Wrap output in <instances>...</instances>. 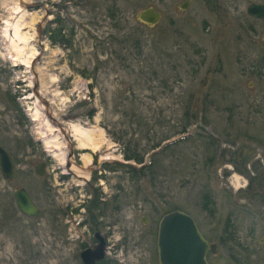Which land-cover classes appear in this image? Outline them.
<instances>
[{
	"label": "rangeland",
	"instance_id": "rangeland-1",
	"mask_svg": "<svg viewBox=\"0 0 264 264\" xmlns=\"http://www.w3.org/2000/svg\"><path fill=\"white\" fill-rule=\"evenodd\" d=\"M183 1L0 0V146L15 167L9 181L0 172V264H77L91 203L106 264H158V224L173 211L217 246L209 264H264V228L235 223L240 180L221 172L228 152L264 144V20L246 14L264 0ZM147 7L161 14L154 27L138 20ZM34 108L68 165L39 138L49 128ZM73 124L101 132L99 153L76 148ZM16 188L36 218L20 214Z\"/></svg>",
	"mask_w": 264,
	"mask_h": 264
},
{
	"label": "water",
	"instance_id": "water-1",
	"mask_svg": "<svg viewBox=\"0 0 264 264\" xmlns=\"http://www.w3.org/2000/svg\"><path fill=\"white\" fill-rule=\"evenodd\" d=\"M187 3L181 5L186 9ZM246 12L253 19H264V4H249ZM161 14L147 7L140 11L138 20L149 27L159 23ZM264 42V38H263ZM45 164L35 167V174L39 177L44 175ZM0 172L3 179L9 181L14 176V164L8 152L0 147ZM15 204L19 212L28 218H36L40 211L31 200L27 191L16 188L14 191ZM146 221L143 220V223ZM216 246L208 243L198 231L195 222L187 214L175 211L165 215L158 226L157 252L159 264H208L206 254L214 253ZM105 243L100 238L95 249L86 250L81 254L84 264H95L104 258Z\"/></svg>",
	"mask_w": 264,
	"mask_h": 264
},
{
	"label": "flooded vegetation",
	"instance_id": "flooded-vegetation-1",
	"mask_svg": "<svg viewBox=\"0 0 264 264\" xmlns=\"http://www.w3.org/2000/svg\"><path fill=\"white\" fill-rule=\"evenodd\" d=\"M253 3V2H252ZM250 3V4H252ZM190 4V3H189ZM188 4V5H189ZM253 4H264V3H253ZM264 37V36H263ZM262 37V40H263ZM252 147L249 151H240L236 157H233L232 151L228 152L227 158L226 153L223 149L220 154L226 158L230 166H225L221 170L222 175L227 178V174H234L239 180V185L236 190H233V198L235 199L236 205H233V219L235 223L240 222L241 218L244 221L243 226H246L248 222L252 227L258 229L264 228V144L261 141L252 142ZM229 177V176H228ZM242 178V179H241ZM246 181V184H245ZM95 204L91 203L87 210H83L84 218L81 223L90 234H92V243H87L79 250V258L74 260L77 264H84L81 258V251L86 249H95L99 244L100 238L106 245V227H102L103 231H100L99 222L100 217H97L93 212ZM87 221V222H84ZM242 226V225H237ZM84 228V229H85ZM243 233V230H241ZM106 250V248H105ZM106 257V251L104 252V258ZM102 259V260H103ZM95 261V264H106L105 262ZM72 264V262H68Z\"/></svg>",
	"mask_w": 264,
	"mask_h": 264
},
{
	"label": "bare ground",
	"instance_id": "bare-ground-1",
	"mask_svg": "<svg viewBox=\"0 0 264 264\" xmlns=\"http://www.w3.org/2000/svg\"><path fill=\"white\" fill-rule=\"evenodd\" d=\"M184 1L187 3V5L191 2L190 0H184ZM6 11H8V10H6ZM2 23L7 26L9 24V20L6 19V21H4ZM19 40H20V38H18L17 41H19ZM22 42L24 43V40H22ZM20 65H23V64L20 63L19 65H16V66L18 67ZM25 67L27 68V66H25ZM52 95L57 96V93H55V94L53 93ZM30 97H28L26 99L28 100V99H30ZM31 110H32V108L28 109V111H31ZM33 110L34 111L31 113V115H32L31 120L34 121L35 123L38 122L39 124H41L42 121H45V124L49 128L46 131L50 132V133L49 132L46 133L45 135L42 133L39 138L43 139L45 141V147L46 148H50V149H52L53 152H56V155H54V156H57V160L59 161V164L61 166L64 167V166L68 165V159L66 158L67 157V154H66L67 153V145L61 139L58 129L55 127H52L49 120H47L49 118V112L47 110H43L42 114H40L39 109L34 108ZM66 127H67L66 131L71 134L73 141L76 143V148L79 150H83V151L87 150V151H90L92 153H99L100 148H102L105 145L104 140L101 138V132L100 131H97L93 128H85V127H82L80 125H75V124L68 125ZM51 131L53 133L52 137H48V135H51ZM36 134H39V133H36ZM58 137H60V138H58ZM108 148H106V149H108ZM101 160L110 161V160H116V159H114L113 157L104 156L101 158ZM80 161L82 162L83 167H85V168L90 167L91 161H92L91 155L87 152H82L80 154ZM66 169L68 171H72L76 174V172L73 171L72 168H70V169L66 168ZM78 177L87 180V177H84V176H78ZM86 250H90V249H86ZM86 250H84V251H86ZM84 251H81V254Z\"/></svg>",
	"mask_w": 264,
	"mask_h": 264
},
{
	"label": "clouds",
	"instance_id": "clouds-1",
	"mask_svg": "<svg viewBox=\"0 0 264 264\" xmlns=\"http://www.w3.org/2000/svg\"><path fill=\"white\" fill-rule=\"evenodd\" d=\"M242 179V178H241ZM245 184H246V181H245Z\"/></svg>",
	"mask_w": 264,
	"mask_h": 264
},
{
	"label": "trees",
	"instance_id": "trees-1",
	"mask_svg": "<svg viewBox=\"0 0 264 264\" xmlns=\"http://www.w3.org/2000/svg\"><path fill=\"white\" fill-rule=\"evenodd\" d=\"M141 161V160H140ZM138 162V161H137ZM140 163V162H139Z\"/></svg>",
	"mask_w": 264,
	"mask_h": 264
}]
</instances>
